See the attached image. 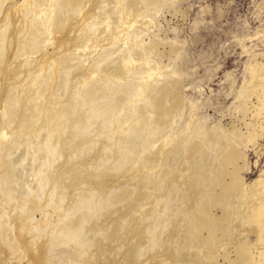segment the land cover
Instances as JSON below:
<instances>
[{
  "label": "bare ground",
  "instance_id": "1",
  "mask_svg": "<svg viewBox=\"0 0 264 264\" xmlns=\"http://www.w3.org/2000/svg\"><path fill=\"white\" fill-rule=\"evenodd\" d=\"M174 1L0 0V241L14 252L10 216L44 264H264V166L242 174L264 138V62L234 93L240 123L206 126L180 46L146 37Z\"/></svg>",
  "mask_w": 264,
  "mask_h": 264
},
{
  "label": "rangeland",
  "instance_id": "2",
  "mask_svg": "<svg viewBox=\"0 0 264 264\" xmlns=\"http://www.w3.org/2000/svg\"><path fill=\"white\" fill-rule=\"evenodd\" d=\"M212 1L214 0H203L199 2L196 1L193 4H191L189 0H177V2L174 1L173 7L175 8V10L172 8H164L162 12L158 14L159 16L157 15L156 25L152 27V29L148 33V36L146 37L147 40L150 39L153 40L157 38L156 40L160 39L159 41L164 42L160 44L161 46L159 45V49L161 50H166L169 44L180 46L179 54H178V58H176V62L179 69L181 70V66H182L184 71L182 75V81H183L182 94L183 95L185 94L184 96L189 97L193 100L197 99V102L200 105L197 109L196 114L205 117L207 119L206 126H210L211 124L215 123L218 120H221V123L224 126H229L231 123H235V124L240 123V117H241L240 114L233 113V110L231 111L230 109V105L232 100L234 99L235 91L239 88V86L243 83L244 79L248 76V73L245 69L246 75L242 78L241 80L242 83L235 82V84H233L232 79L229 75L226 80L227 85H225L224 83V75L229 72H234L238 74L240 69V64L241 62H243L245 58V53L242 52V49L239 46L232 47L230 52L226 54H222L223 63L220 66V68L214 73V75L206 83L201 84L198 88V90H200L202 95L199 96L189 95L188 94L189 88L186 86L188 84L187 81L192 82L193 83L192 85L195 86L200 84V80L191 79L190 76L191 74L190 72L192 70L191 65L189 66V63H186L187 61L186 58L188 53L187 46H188L189 34H190L187 28L188 25L191 23V15L195 11L200 9V7H203L204 5H211ZM6 5L7 4H5L4 6L6 7ZM176 5L178 6L176 7ZM4 6L3 9L5 8ZM253 7L259 8L257 15L255 14L249 15L250 27L255 28L261 25L262 20L264 19V0H215V5H214V9L216 10L217 15L223 14L224 12L228 14L232 13V14L243 15L244 13L251 11ZM137 19H139V17ZM177 29L181 30L180 36L177 35L178 33L176 34ZM75 30L76 28L74 27L73 32ZM70 33H72V30L68 34L71 35ZM260 36L261 33L252 36L250 38H247L244 42L245 45H250L254 43L258 44L256 51L264 52V43L259 44L257 41V37ZM105 41H102L101 44L105 43ZM181 45H182V52H181ZM58 49L56 47L57 51L59 52H61V50L63 51V48H58ZM49 52H52L51 49L49 50ZM161 60L163 63H167L172 59L165 57L162 58ZM262 62H264V58L261 61L254 60L251 61L250 63L255 64ZM179 81L181 83V77L179 78ZM219 87H221L222 89L218 96H205L206 94H214L215 89ZM252 100L254 101V99ZM246 156H247L248 169L244 170L242 174L244 180L249 183L252 182L253 179H255L258 176L259 172L262 170L264 166V138H258L254 145H248L246 148ZM34 216L36 219H38L39 212L35 211ZM9 218L11 219L12 230L9 219L10 228L6 226L8 230L5 239L9 243L16 242V244H18L21 248L23 247V249L25 250L22 253L14 252L8 245H6L4 239L1 240L0 264H44L45 254H43L42 252L44 248L40 246L38 250H31L28 247L27 242L24 241V237H26V235L24 233H20L18 228H16L15 226L14 219L11 218V216ZM112 218L116 219L115 216H112ZM6 219L7 217L5 215L3 216L2 221H5ZM109 227L111 229L113 228V225H110ZM129 235L131 236L130 238H132V240L135 239L133 237V233L131 229L129 231ZM131 245L132 244L130 243H127V245L123 244L122 249H124V251H122V249L120 250V252H124L122 255L128 254L129 251L132 252L133 248ZM173 245L174 244H172V247ZM177 249L178 248H176V250ZM179 251L181 250L179 249ZM145 263H147V260H145ZM209 264H215V263L212 261Z\"/></svg>",
  "mask_w": 264,
  "mask_h": 264
},
{
  "label": "water",
  "instance_id": "3",
  "mask_svg": "<svg viewBox=\"0 0 264 264\" xmlns=\"http://www.w3.org/2000/svg\"><path fill=\"white\" fill-rule=\"evenodd\" d=\"M191 4L203 0H189ZM215 0L211 5L200 7L191 15V23L188 25L189 41L187 46L186 63L191 65V79L200 80V84L192 85L188 82V94L191 96L202 95L199 86L206 83L214 73L220 68L223 61V55L231 51L232 47L239 46L245 53V58L240 64L238 74L229 72L224 75V83L228 75L232 79V83L241 82L246 75L247 65L254 60L261 61L264 58V52L256 51L258 44L245 45V40L261 33L257 37L259 44L264 43V19L258 27L251 28L249 23V15L258 13V7L252 8L251 11L240 14H223L217 15L214 9ZM258 17V16H257ZM222 18V21H221ZM176 34L180 36L181 30H176ZM188 77V76H187ZM221 87L216 88L214 94H206L205 96H218Z\"/></svg>",
  "mask_w": 264,
  "mask_h": 264
}]
</instances>
